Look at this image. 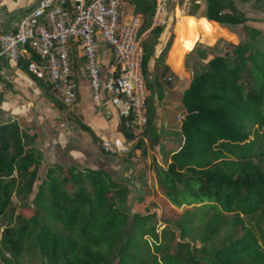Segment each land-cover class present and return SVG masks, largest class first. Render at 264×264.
<instances>
[{
	"label": "trees",
	"instance_id": "1",
	"mask_svg": "<svg viewBox=\"0 0 264 264\" xmlns=\"http://www.w3.org/2000/svg\"><path fill=\"white\" fill-rule=\"evenodd\" d=\"M207 3L208 21L241 29L243 38L197 43L185 55L190 82L178 141L166 165L155 169L165 199L160 215L132 212L130 188L103 168L53 163L38 184L43 156L36 135L6 123L0 125V219L12 223L2 231L0 264H264L263 33L248 24L237 0ZM133 5L148 29L155 0ZM198 9L190 0L185 13ZM189 19L197 36L200 18ZM163 28H152L142 43L147 90L157 81L150 83V64ZM169 72L164 66L160 77ZM149 102L148 96L141 134L120 118L133 150L148 128L156 131Z\"/></svg>",
	"mask_w": 264,
	"mask_h": 264
},
{
	"label": "crops",
	"instance_id": "2",
	"mask_svg": "<svg viewBox=\"0 0 264 264\" xmlns=\"http://www.w3.org/2000/svg\"><path fill=\"white\" fill-rule=\"evenodd\" d=\"M196 1L199 3L198 12H203L201 16L198 13L192 16L183 12L184 5L190 7V0H168L169 21L158 38L155 58L150 64V83L157 80L154 88L148 90L149 105L154 110V127L160 135H171L174 146L185 114L181 98L190 82L184 67L185 55L192 51L193 22L189 17L199 19L207 13V0ZM39 2L40 0H0V33L16 29L19 21ZM220 28L216 41L223 37L222 31H226L225 28ZM144 30L142 27V31ZM216 41L212 43L204 39L197 43L215 45ZM168 46L164 62H159ZM186 48L190 50L187 51ZM30 58H35L30 50L18 63L0 57V125L16 122L28 134L36 135V147L43 156L42 166L46 163V172L49 164L70 166L78 163L84 167L103 168L121 181L114 174L116 167L119 168L118 175L130 173L132 168L125 167L118 158L120 153L105 152L103 142L111 141L118 146H128L129 141L120 131V117L108 99H103L101 107H96L92 102L80 48L75 45L72 52L73 75L79 84L78 101L73 107L64 106L45 80L37 79L27 72L26 65ZM113 60L112 49L100 40L99 61L104 74L111 68ZM164 66L170 68L166 78L160 77Z\"/></svg>",
	"mask_w": 264,
	"mask_h": 264
},
{
	"label": "built area",
	"instance_id": "3",
	"mask_svg": "<svg viewBox=\"0 0 264 264\" xmlns=\"http://www.w3.org/2000/svg\"><path fill=\"white\" fill-rule=\"evenodd\" d=\"M151 25L142 31L144 18L133 0H40L26 13L16 29L0 33V57L18 63L30 50L35 58L27 61V72L49 80L56 95L67 107L78 101V81L73 75V46H78L91 90V99L101 107L107 98L126 126L134 125L141 134L148 123V90L143 74L142 43L155 27L169 21L168 0H155ZM188 5L182 8L185 13ZM113 51L114 60L107 74L99 61V42ZM169 80H171L169 78ZM109 153H126L129 147L103 142Z\"/></svg>",
	"mask_w": 264,
	"mask_h": 264
},
{
	"label": "rangeland",
	"instance_id": "4",
	"mask_svg": "<svg viewBox=\"0 0 264 264\" xmlns=\"http://www.w3.org/2000/svg\"><path fill=\"white\" fill-rule=\"evenodd\" d=\"M237 4L238 8L250 19L248 24L257 26L262 30L263 34L260 38V46L261 48H264V2L255 3L245 0H237ZM202 14L203 12L199 11L197 15L201 16ZM198 21V35L194 36L193 33L192 44L190 47L191 50H193L197 42L200 40L202 41L206 39L212 43L215 42L221 29L218 24L208 21L206 16L200 17ZM225 30L226 31H222L225 36L223 35V37H220L219 39L238 43L243 38L241 29L230 31L225 28ZM189 50L190 49H187V51ZM148 130L149 128L147 129L145 136L138 142L139 147L137 149L133 150L131 149L133 147H130L126 153L118 154V158L122 160L125 167H131L132 171H129L130 173H120L123 175H118L117 172L119 171L117 170H119V168L116 167L114 174L119 176V179H122L121 181H124L131 190L129 203L132 212H154L160 215L165 208V199L159 191L155 169L156 167H164L166 165L170 150L175 146L173 144L174 139H172L171 135H160L156 131ZM127 154H130V156H125ZM45 172L46 163L44 162V165L39 171L38 181L43 178ZM10 223L12 222L9 218L0 219V238L3 229ZM160 224L158 218L157 227L159 230H161Z\"/></svg>",
	"mask_w": 264,
	"mask_h": 264
},
{
	"label": "water",
	"instance_id": "5",
	"mask_svg": "<svg viewBox=\"0 0 264 264\" xmlns=\"http://www.w3.org/2000/svg\"><path fill=\"white\" fill-rule=\"evenodd\" d=\"M11 15V14H10ZM14 15V14H13ZM4 17H6V16H4ZM8 17V16H7Z\"/></svg>",
	"mask_w": 264,
	"mask_h": 264
}]
</instances>
